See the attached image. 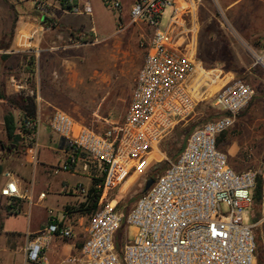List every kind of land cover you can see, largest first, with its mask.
Masks as SVG:
<instances>
[{
    "label": "built area",
    "instance_id": "2783aa9c",
    "mask_svg": "<svg viewBox=\"0 0 264 264\" xmlns=\"http://www.w3.org/2000/svg\"><path fill=\"white\" fill-rule=\"evenodd\" d=\"M59 1L71 13L91 14L87 3L79 7L73 0ZM32 3L37 14L50 17L51 0ZM104 3L118 13L122 9L121 0ZM167 9L171 12L162 28L160 21ZM187 9L176 6L175 0L133 1L130 22L145 24L151 33L140 44L144 57L121 123L97 132L60 110L50 116V132L60 137L71 153L52 168L53 173L72 172L77 156H84V170L92 163L104 174L97 186L104 198L132 168L150 163L160 140L198 103L209 100L219 113L194 128L180 154L126 213L107 204L89 217L81 247L83 264H256L259 246L264 254V162L257 169L237 172L218 145L219 137L252 99L253 89L234 77L217 83V76L187 52L180 40L191 33L179 29ZM255 60L264 68V54ZM214 86L217 89L212 91ZM40 127L37 116L21 119L19 125L28 143H35ZM3 151L0 144V154ZM5 177L0 196L21 198L16 181L9 173ZM257 179L261 184L260 216L250 223L245 219L251 214ZM63 189L69 191L68 186ZM75 190L87 194L80 184ZM38 198L43 199L44 194ZM122 224L126 234L118 244ZM55 235L72 238L73 230L51 217L38 238L27 241L26 261L45 264L43 250Z\"/></svg>",
    "mask_w": 264,
    "mask_h": 264
},
{
    "label": "crops",
    "instance_id": "0c3cea01",
    "mask_svg": "<svg viewBox=\"0 0 264 264\" xmlns=\"http://www.w3.org/2000/svg\"><path fill=\"white\" fill-rule=\"evenodd\" d=\"M100 1L103 6H106L104 0ZM133 1L121 0L122 9L118 15L120 25L114 32L121 38L115 44H109L106 38L100 37L95 26L93 16L96 9L92 5V0H73L74 4L79 7L83 3H87L91 8V14L71 13L59 0H52L50 17L37 14L34 11L32 0H25V10L20 12L17 17L15 34L8 53L10 60H15L17 55H20L19 65L23 64L21 65L23 68L21 77H26L28 74L25 55L29 54L33 57L34 70L31 73V78H33L31 81L35 84V88H28L25 78L17 79L12 75L6 86V95L11 99L18 98V101L22 97L32 98L35 104L34 116L40 119L41 127L35 143L26 142L19 128L21 119L24 118L26 112L19 103H13L12 100L6 101L21 140L16 147L11 146L12 153L6 158L3 153L0 154V189L7 180L5 174L9 173L17 183L21 198L9 200L0 196V264H31L26 261L24 247L28 240L38 238L39 233L45 228L51 217L60 226L71 227L73 237L64 239L58 235L52 236L48 246L43 250V254L47 258L45 264H83L81 247L84 239V217L77 216L74 211L67 213L66 210L70 205L85 201L86 195L77 192L75 187L80 184L85 190H88L92 179L100 177L101 174L97 166L92 163H89L88 169L84 170L86 160L81 155L77 156L72 172L54 174L52 168L63 162L71 153L64 141L50 132L48 121L53 113L51 110H58L60 107L56 103L59 97L67 103L70 102L69 105H64V109L72 106L73 102H82L92 97L91 101L97 111L90 122L96 124V127L92 129L97 132H102L123 121L129 94L127 96L126 93L125 99H123L121 88L115 86L117 82L109 80V76L103 71L100 75H90L104 79L103 83L107 82L108 86L112 83L111 88L107 86L103 95L99 97L97 93L101 87L96 90H81L80 88L79 90L78 87L82 84L81 71L73 68L61 71L59 64L62 60L71 61L73 54L77 56L81 50L86 51V47L80 48L75 43L78 38L81 39L84 36L92 38L94 43H104V49L121 45L123 42L129 44L135 39L139 41V45L146 41L151 30L145 24H133L129 19V10ZM175 2L176 6L182 2L188 7V11L182 16V26L179 29L182 32L190 31L191 35H188L187 39L182 37L180 42L184 41L187 52L201 61L197 41L192 34L193 29L197 26L200 0H175ZM141 25L149 31L148 35L142 34ZM189 25L191 26L189 27ZM94 43L90 45L95 46ZM123 52L126 54L127 49ZM22 55L24 56L23 60ZM58 78L59 80L64 78L61 87L57 86L60 83ZM43 86L48 87L46 89ZM33 92L36 95L35 98L32 96ZM54 93L56 95H53ZM123 100H125V110L123 113H118L115 110L120 108ZM99 110H103L102 113ZM68 115H72L71 117L76 123L86 126L77 115L78 120L75 119V114ZM0 123H3V114L1 113ZM103 126L105 128L102 130ZM19 147L22 149L21 154L17 152ZM72 179L80 181L75 182L71 187L68 181ZM64 186H68L69 191H65ZM41 193L44 194L43 199L38 198ZM48 197L54 198L55 204L58 205H56L57 209H52L46 204ZM19 217L22 219L21 225L16 223Z\"/></svg>",
    "mask_w": 264,
    "mask_h": 264
},
{
    "label": "rangeland",
    "instance_id": "374dc122",
    "mask_svg": "<svg viewBox=\"0 0 264 264\" xmlns=\"http://www.w3.org/2000/svg\"><path fill=\"white\" fill-rule=\"evenodd\" d=\"M24 2L25 0H0V113L3 116L10 111L6 105L7 100L19 103L18 98L13 97L11 99L10 96L6 95V86L12 75L17 79L25 78L27 87L30 89L35 88V84L31 81V79L33 80L31 73L34 70L33 57L29 54L25 55L28 74L26 77H21L23 69L21 65L23 64L19 65L20 55H17L15 60H10L8 53L14 38L17 17L20 12L25 10ZM92 5L96 9L93 18L100 37L106 38L109 44H115L121 38L120 35L114 33L116 27L120 25L119 13L103 6L100 0H92ZM178 6L186 7L182 2H179ZM170 12V9L166 10L161 18L160 27L164 28L167 25ZM196 23L197 26L193 29L192 34L197 41L201 63L211 71L212 75L217 76L216 82L223 83L234 77L245 81L253 89L252 99L236 115L234 125L220 139L219 148L227 153L229 165L235 171L257 169L264 162V68L256 64L255 60V56L264 54V0H200ZM140 27L144 36L149 34L144 26L141 25ZM75 43L80 48L86 47V51H79L77 56L73 54L71 60L73 62L62 60L59 68L61 71L68 68L81 71L82 84L78 89L96 90L101 87L103 89L100 88L97 95L102 96L106 88H111L112 83L108 86L107 82L103 83L102 80L104 79L90 75H100L103 71L109 76V80L117 82L115 86L121 88L123 99H125L124 95L126 93L127 96L129 94L130 98L136 71L142 64L144 57V51L140 47L139 41L135 39L129 44L123 42L121 45L106 49H104V43H94V40L88 36L78 38ZM93 43L95 46L90 45ZM125 49H127L126 54L123 52ZM23 59L24 56L22 55ZM62 81H64V78L60 80L58 78L60 83L57 86L61 87ZM43 87L47 89L48 86ZM216 89L217 86H214L212 91ZM81 94L84 95L82 92ZM32 96L36 97L34 92ZM91 98L89 97L82 102H73L72 106L65 109L63 108L64 105H69L70 102L67 103L59 97L56 103L62 107H59L58 110L70 115L73 113L75 119L78 120L77 117H80L81 121L84 122L83 124L95 128L96 124H91L90 121L97 110L94 108ZM121 102L120 108L118 107L115 110L118 113H123L125 110V100ZM53 111L51 110V113ZM102 111L99 110L100 113ZM218 115L219 113L212 107L209 100L198 103L188 117L179 121L164 135L157 146V150L151 154L152 160L150 163L132 168L128 176L116 188L107 192L104 198L99 194L97 210L110 204L126 213L144 192L146 182L148 180L154 181L163 173L169 163L176 159L185 146L187 136L194 128ZM104 128L105 126L102 130ZM0 144L6 147L9 146V149L5 151L6 158L7 155L12 153L13 148L6 141L3 123H0ZM17 152L21 154L22 149L19 147ZM78 181L80 180L72 179L68 183L72 187ZM101 199L102 201H100ZM46 204L52 209L58 208L53 197H48ZM79 204L70 205L66 212L71 213L74 211L77 216H83V227H85L92 214L85 215L77 212ZM259 216L260 206L258 200L255 199L251 214L245 220L253 223ZM21 220L19 217L16 223L21 225ZM125 232L126 230L122 224L117 233L118 244L120 239L124 238ZM128 234L131 236L132 232L129 231Z\"/></svg>",
    "mask_w": 264,
    "mask_h": 264
},
{
    "label": "trees",
    "instance_id": "16d2710c",
    "mask_svg": "<svg viewBox=\"0 0 264 264\" xmlns=\"http://www.w3.org/2000/svg\"><path fill=\"white\" fill-rule=\"evenodd\" d=\"M19 105L26 112V114L24 115V118L34 117L35 104L32 98L30 97L20 98ZM3 131L6 136V141L8 142V145H14L16 147L18 145V142L21 140V138L17 133V126L15 124L14 117L12 113L10 112H6L3 116ZM225 134L226 132L219 137L218 145H219L220 139ZM3 148H4L3 155H5V151L6 149H9V146L7 147L3 146ZM103 178H104V174H102L100 177L92 179L91 184L87 190L85 201L79 204V208H77L76 210L77 212L88 215V214H93L97 210V207H98L97 203H98V198L100 194V190L97 189V186L99 184L101 185ZM260 185H261L260 179H257V184L255 187V199L256 200H258V197H259ZM256 264H264V254L260 246L258 247V250H257Z\"/></svg>",
    "mask_w": 264,
    "mask_h": 264
},
{
    "label": "water",
    "instance_id": "95a60500",
    "mask_svg": "<svg viewBox=\"0 0 264 264\" xmlns=\"http://www.w3.org/2000/svg\"><path fill=\"white\" fill-rule=\"evenodd\" d=\"M153 183V180H148L145 184L144 191H146Z\"/></svg>",
    "mask_w": 264,
    "mask_h": 264
}]
</instances>
